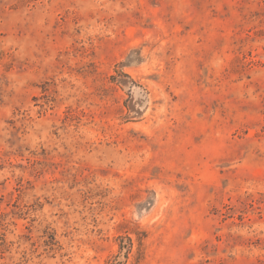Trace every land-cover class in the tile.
Masks as SVG:
<instances>
[{"label": "rangeland", "instance_id": "1", "mask_svg": "<svg viewBox=\"0 0 264 264\" xmlns=\"http://www.w3.org/2000/svg\"><path fill=\"white\" fill-rule=\"evenodd\" d=\"M0 264H264V0H0Z\"/></svg>", "mask_w": 264, "mask_h": 264}, {"label": "trees", "instance_id": "2", "mask_svg": "<svg viewBox=\"0 0 264 264\" xmlns=\"http://www.w3.org/2000/svg\"><path fill=\"white\" fill-rule=\"evenodd\" d=\"M132 56H133V52L131 54H129V56L127 57V61L125 62V66H129L132 64ZM115 79V78H114Z\"/></svg>", "mask_w": 264, "mask_h": 264}]
</instances>
